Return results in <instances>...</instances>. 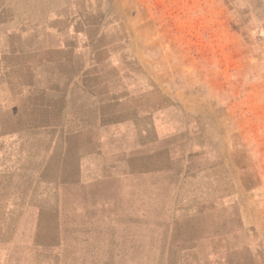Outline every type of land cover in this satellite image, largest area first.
<instances>
[{"label":"rangeland","instance_id":"rangeland-1","mask_svg":"<svg viewBox=\"0 0 264 264\" xmlns=\"http://www.w3.org/2000/svg\"><path fill=\"white\" fill-rule=\"evenodd\" d=\"M216 2L0 0L2 37L63 15L115 22L105 32L152 87L160 77L178 125L161 172L99 176L96 160L77 164V138L32 136L8 100L3 55L0 264H264L263 54L244 15L201 13ZM223 22L241 36L240 61L208 45Z\"/></svg>","mask_w":264,"mask_h":264},{"label":"crops","instance_id":"crops-1","mask_svg":"<svg viewBox=\"0 0 264 264\" xmlns=\"http://www.w3.org/2000/svg\"><path fill=\"white\" fill-rule=\"evenodd\" d=\"M200 8L205 15H244L264 61V0H219ZM30 26L14 25L0 34V68L8 54V100L12 109L25 111V125L32 120V136L77 138V164L85 157L96 160L99 176L161 172L162 139L177 137L178 125L172 107L163 105L160 77L152 87L145 71L132 68L118 38L105 32L116 29L115 22L63 15L34 30ZM222 30L208 45L240 61L241 36L234 31L227 37L224 22ZM30 134L26 129L16 137ZM169 158L167 151V163ZM110 161L113 165L101 166Z\"/></svg>","mask_w":264,"mask_h":264}]
</instances>
